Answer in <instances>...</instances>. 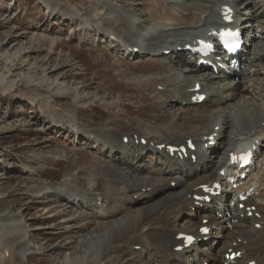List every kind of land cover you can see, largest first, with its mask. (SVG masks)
<instances>
[{
	"label": "rangeland",
	"instance_id": "obj_1",
	"mask_svg": "<svg viewBox=\"0 0 264 264\" xmlns=\"http://www.w3.org/2000/svg\"><path fill=\"white\" fill-rule=\"evenodd\" d=\"M109 1L137 16L141 31L146 32V27L153 23V19H149L152 17L147 2L151 0ZM95 5L96 0H0V220L8 224L15 219H22L28 227L26 237L15 236L12 240V257L4 255L1 244L0 264H65L66 258L84 259L89 249L88 244L84 243L87 242L86 237L101 234L102 225L113 223L130 213L140 214L145 209L155 211L165 204L167 191L153 195L149 193L150 197L134 206V203H129L126 211L112 218L101 213L100 207L99 210L97 206L90 209L70 203L56 191L35 193V190L45 186H59L66 177L72 176L89 193H103L106 183L110 182L111 172L96 168L90 162L93 157H101L125 172L133 183L138 182L133 176V168L151 171L163 164V160L157 157L143 156L139 161L133 145L135 152L128 150L127 156L120 149L126 147L123 145L107 147L103 144L105 149L99 146L102 143L95 140L96 147L91 140L83 138L86 136L68 128L69 124L61 128L55 123L54 112L72 106V98L51 94L53 83L75 89L81 97L75 113L79 124L105 122L109 126H118L117 129L125 124L130 126L126 133H141L148 139L153 134L155 138L153 128L160 129L163 126L158 117L161 112L155 105L160 96L151 93L150 96L148 90L134 87L125 89L126 82L143 79L137 63L144 58L125 56V68L129 72L118 70L115 60L123 56V51L102 39H107L109 35L103 27H98L101 35L93 21L89 24L85 21L92 18L97 22ZM253 7L251 12H260ZM177 8L184 10L181 6L174 9ZM121 12L118 14L121 15ZM260 44V49H264V42ZM177 65V68H183L182 63ZM260 77L255 84L261 86L260 93L264 95V74ZM30 78L35 82H27ZM42 78L47 80L39 84ZM35 84L39 86L37 90L33 86ZM111 100L118 105L106 107L105 103ZM224 107H219L217 111L225 110ZM244 109V106L234 107L226 138L231 137L237 127L235 119ZM184 110L179 106L170 109L177 115ZM208 111L204 106L190 108L188 117L206 115ZM114 112L119 113V116H113ZM219 114L215 111L214 115L217 117ZM136 128L145 131L142 133ZM220 150H223L222 144ZM184 188L180 186L170 193L182 194ZM88 221L91 222L89 225ZM184 227L187 228V225ZM130 241L114 242L104 251L103 264L160 262L157 257L145 253L148 250H144V255L133 250L135 246ZM218 243L214 246L215 251ZM20 252H25V257L20 256ZM84 263L99 264L92 259Z\"/></svg>",
	"mask_w": 264,
	"mask_h": 264
},
{
	"label": "bare ground",
	"instance_id": "obj_2",
	"mask_svg": "<svg viewBox=\"0 0 264 264\" xmlns=\"http://www.w3.org/2000/svg\"><path fill=\"white\" fill-rule=\"evenodd\" d=\"M222 1L225 0L147 1L149 15L152 17L149 19H153V23L147 26L146 32H143L138 24L140 23L137 20L138 17L134 16L128 9L116 7L109 0H96L94 12L97 19L95 20L99 27H103L105 33L115 35L130 47H139L140 54L144 55V59H139L137 63L139 64L140 74H143V79L140 81L126 82L125 89L134 87L135 89L148 90L149 94L151 93L153 96H160V100L155 105L161 112L158 117L161 119L163 126L161 128L159 126L160 129L148 126L150 129L153 128L155 130V138H153V134L150 140L162 139V142L168 141L176 144L185 138L203 137L211 134L214 132L213 127L218 126L222 128V131L225 130V133H227L229 120H231L229 118L235 111L234 107L239 105L244 106L245 109L240 111L239 113L242 114H238L235 119L237 127L231 134L233 138L228 140L227 144H224L226 151L224 153L214 150L210 152L213 153L214 159L208 158V150H206L199 154V160L196 164H192L188 159L179 164L174 160H168L165 162L163 169L158 170L157 177H155V172H152V170L146 171V169L140 167H132L135 171L133 176L138 179L137 183H133L125 172L108 164L101 157H93L90 162L96 168H103L111 172L110 182L107 183L102 193V197L105 200L103 204H107V208L102 204L100 212L112 218L118 217L124 210L114 204H119L121 201L123 205L126 204L125 206H129V203H134L135 194L139 196V199H142L149 196V193L153 194L163 190L167 191L172 189L169 186L171 181H176L177 185L185 184V188L182 194L179 195H173L170 193L172 191H167L168 194L165 195L166 200L165 202L163 201L165 204L161 208L155 209V211L145 209L140 214L130 213L126 217L115 220L113 223H105V225H102L101 234L95 237H86L87 242L84 243H87L89 248L87 250V256H84V259L81 257L66 258L64 261L65 264H86L89 262L84 263V261H91V259L99 264H103L104 251L109 249L114 242L123 243L126 240H131L130 242H132L133 246H140V254H143L144 250H148L154 257H157L159 260L162 259L161 264H186L187 252L190 249L184 252H175L173 250V247L179 244L175 239L177 232H180L179 226L176 223L177 218L180 217L183 209L192 206L193 201L191 196L197 192L196 188L198 186L211 182L214 179L222 182L227 181L225 176L219 175V171L224 168L227 171L231 170L227 166L229 151L233 150L236 146L251 141L253 137H264V127L261 126L264 123V95L260 93L262 91L261 86H258V83L255 84V81L264 74L262 72V69L264 70V49H260L262 44H259L260 41L257 40L259 38V26L261 23H264V11L254 13V11L251 12L250 10L258 4L264 5V0H234L231 4L239 15L238 20L246 18L247 21L242 23V25L253 36V43L250 49L244 54L250 55L249 58L252 63L244 70L227 76L223 70H219L217 73L210 69L204 71L201 69L190 70L191 67L189 65L187 66L189 68L188 70L177 68L181 57L185 58L186 56L185 53L180 54L178 48L191 43L197 35L203 34L210 26L219 22L216 9L220 4L219 2ZM178 6L183 7L184 10L178 8L175 10L174 8ZM120 11H122L121 15H119ZM170 55L171 58H169ZM115 66L121 72H129L125 68L124 58H117L115 60ZM231 70L234 71L233 68ZM197 72L204 74L199 75ZM46 80L42 78L40 80L41 82L38 83L43 84ZM27 82L31 84L35 81L30 78ZM198 83L207 94L208 100L195 106H204L208 103L207 108H209V114L204 115L203 113L197 114L194 117H188L190 114L189 109L192 108L190 98L192 92L190 89ZM33 86H36V84ZM38 87L36 86L35 90ZM52 87L54 89L51 90V94L71 97L72 103H70L75 107H65L60 112H54L56 113L54 119L57 126L61 125L63 127V125L69 124L78 134L89 137L92 135L94 140L99 144L102 143L106 146L115 145L122 138V135L129 134L126 132L130 126H125V124H122L121 129H117L118 126H109L105 122L79 124L75 119V113H77V107L81 97L76 90L55 83L50 88ZM117 105L116 101L112 100L105 103V106L108 108H113ZM174 106H179L186 110L182 111L180 115H177L170 111ZM221 106H225V110L217 111ZM215 111L220 113L217 117L214 115ZM113 116H119V113L114 112ZM115 130L118 132H113ZM221 133H219V137ZM118 145L127 146L123 142ZM132 145L136 148V151H144L145 149V147H140L135 143ZM262 146L263 149L264 143ZM257 163V166L253 169L255 172L248 175L245 181L249 180L253 185L255 183H263L262 187H264V156ZM153 175L155 179H153ZM233 175L235 177L237 176L236 173ZM226 184L228 183L226 182ZM158 188L161 189L156 191ZM149 189L152 192H149ZM38 190H35L36 194L56 191L60 197H66L70 200V203L81 205L84 208L91 209L97 206L95 201L97 195L95 196L93 193L84 190L73 176L66 177L59 186H45ZM262 193L264 195V191ZM78 198L81 200L77 203L76 199ZM223 211L224 205L221 200L208 210V214L216 219L219 230L226 229V224L229 222V219L224 215ZM257 211L262 213L264 219V204L257 206ZM174 212L175 220H173L172 216ZM215 212L222 214V217L216 218L214 215ZM202 215L204 216V212ZM235 218L236 220L233 222ZM201 219L202 217L196 221L186 220L185 223H190V226L193 227H199ZM252 222L253 220H246L245 217L236 214L231 221L232 228L224 230L220 235L225 243L222 242L223 244L219 250L224 249L228 243H232L239 238L250 239L252 244L250 242L249 244L243 245L246 250L244 256L248 257L251 252L255 251L258 254L256 258L258 263L264 264V233H256L253 229ZM87 223L89 225L91 222L88 221ZM27 229L28 227L22 219H15L12 223L8 224L0 220V246L2 244L4 249L2 250L5 256H13L14 249L11 244L13 242L12 240L15 236L20 238L26 237L28 233ZM205 251H202L199 247H194L190 252L191 255L198 256L197 261L200 264H203L204 261H208L209 264H224L217 254L214 256L213 253L211 255V253L208 254ZM7 252L9 255H7ZM25 252H20L19 255L25 257Z\"/></svg>",
	"mask_w": 264,
	"mask_h": 264
}]
</instances>
